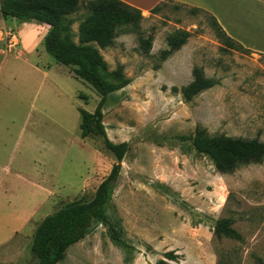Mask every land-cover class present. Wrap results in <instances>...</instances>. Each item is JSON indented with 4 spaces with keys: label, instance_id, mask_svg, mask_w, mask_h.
Returning a JSON list of instances; mask_svg holds the SVG:
<instances>
[{
    "label": "rangeland",
    "instance_id": "1",
    "mask_svg": "<svg viewBox=\"0 0 264 264\" xmlns=\"http://www.w3.org/2000/svg\"><path fill=\"white\" fill-rule=\"evenodd\" d=\"M192 9L165 1L141 14L139 32L152 37L147 56L130 32L98 49L108 71L120 69L130 81L102 110L107 138L126 143L127 152L104 222L58 264H156L170 252V264H264V160L220 174L192 147L197 129L264 142V55L225 44L212 20ZM244 11L264 28V9L245 0ZM87 17L83 5L67 17L75 44ZM246 22H235L236 34L264 36ZM17 23L0 17V157L14 162L0 176V201L33 209L27 228L0 246V264H37L30 250L36 227L90 201L115 159L99 136L81 137L78 110L93 113L97 93L55 63L42 41L31 52L21 47L10 26ZM176 31L189 38L160 62ZM193 68L217 85L184 102L179 91ZM219 220H231L242 241L216 239Z\"/></svg>",
    "mask_w": 264,
    "mask_h": 264
},
{
    "label": "trees",
    "instance_id": "2",
    "mask_svg": "<svg viewBox=\"0 0 264 264\" xmlns=\"http://www.w3.org/2000/svg\"><path fill=\"white\" fill-rule=\"evenodd\" d=\"M82 5L88 17L79 25V39L75 44L70 30L72 22L67 17ZM192 10L212 20L216 36L225 44H237L243 49L225 34L211 15L199 9ZM0 17L19 23L36 22L48 27L43 39L45 52L55 63L71 68L74 76L88 84L99 96L93 113L78 110L81 137L92 134L99 136L104 150L115 159L109 175L99 184L90 201L63 208L44 218L36 227L30 250L37 264H58L69 247L83 240L104 222L120 173V164L127 152L126 143L114 144L107 138L102 124V110L107 98L128 86L130 81L123 77L120 69L109 72L98 49L112 48L120 33L130 32L138 36V50L147 56L152 37H144L139 32L141 13L119 0H0ZM188 38L189 34L182 31L169 35L166 39L167 49L160 53L159 61L166 60L179 50ZM192 77L193 80L179 91L184 102L217 85L215 81L205 78L199 68H193ZM172 92L177 93L178 90L172 88ZM192 147L196 153L206 157L220 174H230L240 167L260 164L264 160V142L258 139L209 137L204 130L197 129ZM110 232L112 238L117 240L113 228ZM213 234L216 239L242 241L240 234L232 228L231 220L216 221ZM175 260L176 256L170 252L156 264H170Z\"/></svg>",
    "mask_w": 264,
    "mask_h": 264
},
{
    "label": "crops",
    "instance_id": "3",
    "mask_svg": "<svg viewBox=\"0 0 264 264\" xmlns=\"http://www.w3.org/2000/svg\"><path fill=\"white\" fill-rule=\"evenodd\" d=\"M124 4L137 9L141 14L148 13L154 7L165 1H171L174 3L182 4L191 8L202 10L209 15H211L225 34L240 44L244 49L259 53L264 55V36L255 37V39H248L242 37L239 34H236L233 30V25L235 22L242 20L245 22V19L248 21L246 25L255 26L256 29L264 33V29L260 26L261 22L255 19L253 24L252 19L245 16L244 4L245 0H119ZM254 5L258 8L264 9V1L262 0H251ZM12 29L16 31L18 41L20 42L21 47L33 51L36 46L42 41L47 34L48 27L36 22L30 23H17L10 25ZM235 26V25H234ZM262 30V31H261ZM247 32V31H246ZM29 35H32L34 38H29ZM14 162L11 161V158H7V163L5 158L0 157V176L6 173L9 170L11 173V165ZM9 166H7V165ZM0 201V246L10 242L16 234L21 233L27 228L30 223L29 212L33 209L29 205H22L19 207L11 206V202L6 203L5 205L1 204ZM7 204V205H6ZM34 205V204H33ZM30 208V209H29ZM35 231V230H34ZM34 233V232H33Z\"/></svg>",
    "mask_w": 264,
    "mask_h": 264
}]
</instances>
